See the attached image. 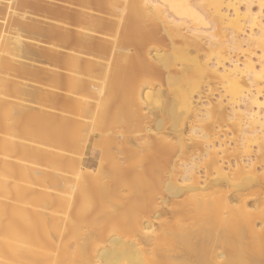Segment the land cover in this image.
<instances>
[{
    "label": "bare ground",
    "instance_id": "bare-ground-1",
    "mask_svg": "<svg viewBox=\"0 0 264 264\" xmlns=\"http://www.w3.org/2000/svg\"><path fill=\"white\" fill-rule=\"evenodd\" d=\"M117 1L107 0L118 19L105 28L113 30L110 45L90 43L94 20L88 30L74 27L62 63L71 118L54 123L66 129L74 117L68 133L85 148L109 124L105 107L122 105L101 135L113 156L95 171L79 156L68 162L73 154L64 161L68 145L46 146L32 107L16 102L26 108L5 117L17 136L0 135V264H264V0H193L195 8L186 0H124V8ZM205 23L210 31L199 33ZM135 40L142 45L132 47ZM157 83L165 90H154ZM135 113L153 130L134 135L123 125ZM224 123L231 137L215 131ZM135 149L155 165H140ZM47 180L56 188L45 189ZM128 212L133 219L123 220Z\"/></svg>",
    "mask_w": 264,
    "mask_h": 264
},
{
    "label": "rangeland",
    "instance_id": "rangeland-1",
    "mask_svg": "<svg viewBox=\"0 0 264 264\" xmlns=\"http://www.w3.org/2000/svg\"><path fill=\"white\" fill-rule=\"evenodd\" d=\"M110 1H112V0H110ZM118 1L121 2V3H119L121 6L118 4ZM118 1L115 2V4L118 5L117 6L118 8L119 7H121V8L126 7V6H124V3H123L124 0H121V1L118 0ZM7 2H8V0H0V29H1L0 30V49H1V47H3L1 50L3 51V49H4V52H6V53L0 52L1 53L0 54V90H1L0 91V93H1L0 94V96H1L0 97V107H1L0 108V135L3 134L2 138H8V137L13 138V137L17 136V134L12 130L13 126H11V127L9 126L11 120L6 118L5 116H7L6 114H8V112H11L12 114L11 115L8 114V115H10L9 116L10 118L13 117V115H15L14 113L16 111L15 110L16 107L20 108V109L26 108V106H22V108H21L20 107L21 105L14 107L16 102H20L22 105L25 103L24 105H27L28 107H32V109H33L32 111L36 115L33 124L41 126L40 131H41V133H43V135L46 137V140H47V142L45 140V143H44L46 146L48 145L46 143H49V142H55V145H58V146H64L65 145V147H67V145H68V147L66 149L67 151L66 150H64V152L60 151V153L62 154V155L61 154L60 155L65 157V159H64V157L61 159H63L64 161L65 160L68 161L67 157L69 158V155L72 157V154H73V159L71 158V160H69L68 162H70V161L74 162L78 158L77 156H79V158H81L80 161H81V165L83 167L91 166L90 170L94 169L93 171H95V169L98 167V164H100L101 167L104 169V166H105L104 163L109 162V160H111V158L113 156L112 154L114 153L113 152L114 147L111 143L109 145H107L109 142L103 138V136H104L103 133L107 130V128H108L107 126H109L110 119L113 117V115L114 114L116 115L119 113V112L117 113V111H115L114 109L120 111L121 110L120 107H122L123 110L120 111V113H121L124 111L125 107H123L122 105L119 106V104H118V107H119L118 108L115 106L117 103H115V105H113V106L105 107L104 113L108 116L107 118L109 119V124L106 121L105 124H103L104 128H103V125H102V127L100 126V129H102V133H101V130H99V128H98V130L100 131V135H99L100 138L98 136L99 140L94 141V142L92 141L88 144L84 143V147L86 146L85 148H83V146L80 145L81 142H79V146H81L82 148H80L78 146L77 139H80L81 138L80 136H78L80 138H78V137L76 138L77 135L71 136L68 133L69 129L74 128V123L77 124V120L74 117H72L74 123L69 124L70 126L68 125L70 128H68V126H67L66 129H65V127L63 129L62 128L57 129V127H55L54 123L57 120H61L64 117L68 116L66 114L67 113L66 111H69V109H71V107L70 108L68 107V109H66L68 104L70 106H73L72 96H70L72 99L69 98V100L67 99L68 97H65V96H67L66 92H65L67 82H65V81H68V80H67V77L65 79V76H64L65 71L62 67V63H63V60L66 58L64 55L65 54L68 55L71 52L70 46H72V43L74 41L73 36L75 35V33L78 34V32L76 31V28L82 26V27H85V30H88V29L92 28L91 22L89 19L94 20L95 22L93 21L92 25H93V23H96L97 25H99V28L96 29L97 31L95 30V32H93L94 35L91 36V40H90L91 42L90 43L102 42L104 44L108 43L107 45H110L112 43V41H114L113 40L114 35H112L113 30L109 31L105 28H108L107 26L115 25L114 24V23H116L115 21L118 20L116 14H115L116 12H114V15L111 14L112 16L109 14V13H112V11H110L108 8L109 2L107 3V0H106V2H105V0H15L9 4ZM9 5H10V7H9ZM186 5L190 6L192 8H195L193 0H186ZM169 6H170V4L168 2H165L163 5V7H165V8H167ZM106 7L108 8L109 12H107ZM6 8L9 11L6 10ZM5 10H6V13H5ZM263 13H264V10H263ZM99 20H100V22H99ZM3 22H5V23L2 24ZM67 22L69 24H67ZM87 25H89V26H87ZM193 25L194 24H191L190 26H193ZM74 27H76V28H74ZM102 29H105V30H102ZM195 29L199 33H204L205 31L206 32L210 31L208 23H205L203 25V27H199V28H195ZM135 31L136 30L134 29L131 32V34L132 35L135 34ZM103 32H104V34H103ZM86 33L80 32L79 35L85 36V34H86L88 36V34H92L89 32H86ZM1 38H2V41H1ZM17 38L20 41H17ZM16 41H17V43H16V47H15L13 45H15ZM18 42L20 44L22 43L21 46L19 44V47L17 45ZM4 45H5V47H4ZM130 45L134 48L140 47L142 45V40H135ZM6 47L8 49H6ZM13 47L16 50L18 48H19L18 50H20V48L22 47V49L20 50L22 53L20 54V52L18 50L14 51ZM87 47L89 49L90 46H87ZM153 48L154 47H152L151 49L148 47H143V50H144V52H146L148 50L150 53L151 50L153 51ZM88 49L86 48L83 51L86 52V50H88ZM161 49L162 48H160V50ZM10 51H11V54H17L18 53L17 54L18 58H17V60H15L17 62L11 60L10 57L8 60V56H4V55H9L8 53H10ZM12 51H14V52H12ZM153 52L151 53V56L154 54ZM160 53H163L162 50ZM19 56L22 58H20ZM44 57H45V59H44ZM4 58H5V60H4ZM60 61H62V62H60ZM23 67L25 68V70L27 69L26 73L25 72L23 73V71H22ZM62 70L64 71V73L62 72ZM44 72H46V73H44ZM23 77H24V79H23ZM30 77H31V80H29ZM131 77L132 76H130V78ZM158 84L159 83L155 84L154 88L158 86L157 87L158 89L165 90V87L162 86L163 89H161L160 88L161 85L159 86ZM217 87H219V86H217ZM143 88H141V91H143ZM152 88H153V86H152ZM157 88H155L154 90H157ZM217 94L218 93H215V95L211 97V99L213 101H215L214 99H215ZM1 98H3V100ZM7 99L9 100V102L5 103L4 101H6ZM1 101L3 103H1ZM20 103H16V104H20ZM2 104H4V105H2ZM11 105L13 106L14 109H11V111H10V107H12ZM91 105L92 104L89 105L90 109H91ZM6 106L7 107L9 106L8 107L9 110L8 109L5 110V108H7ZM125 106H126V108H128L127 107L128 105H125ZM2 110H3V113H5V112L6 113L5 114L1 113ZM145 110H146V108L143 109L142 112L144 113V115L148 116L147 114H149V112L147 110L146 111ZM68 117H70V116H68ZM138 117H139V114L135 113V115L133 116V118H135V119L130 117L131 119L134 120V121H132L129 117H128L129 119L127 118V115L126 116L124 115L123 116L124 119L122 118V120H125L123 122V125L130 126L131 131H134V132H132L134 135H135V132H137L139 130L144 132V133L148 129L151 131L153 130V121H151L152 119H150V120L147 119L146 122H148V120H149V121H151V124L149 122L145 125L144 122H142V120L137 119ZM148 117H150V115ZM2 118L8 119V120L3 121ZM20 119H21V123H24L27 121L28 118H27V116L24 115ZM136 119L138 121H135ZM81 121L82 120H80V122ZM130 121H132V122H130ZM82 123H84V122H82ZM137 124H139L141 127H142L141 124L145 125L144 126L145 129L143 130V128H141ZM7 126H9V128L11 129L10 132L8 131L9 128ZM214 126L216 128L215 131L219 132V134H220L219 137H221V135H223V136L226 135L227 138L231 137L230 128L228 127L227 123H224L221 126L219 124H214ZM218 126H220V127H218ZM3 127H5V128L7 127L6 130L8 131V134L10 133L9 134L10 136L8 134H6L7 132H5ZM116 128H117V131H119V128L118 127H116ZM116 128H115V130H116ZM103 129H105V130H103ZM59 130H60V132H58ZM98 130H96V131H98ZM65 131L67 133H65ZM4 132H5V134H4ZM12 133H15L16 135L15 134L11 135ZM68 135H70L71 137L69 138ZM101 135H103V136H101ZM65 136H68V137H65ZM223 136L221 138H224ZM51 139H52V141L48 142V140H51ZM57 140H59L58 141L59 143L57 142ZM83 140H84V138L81 140L82 144H83ZM72 141H74V142H72ZM84 142H85V140H84ZM12 144L16 145L17 143L14 140V142ZM70 144H71V147H70ZM75 144H77V145H75ZM45 145H44V148H45ZM70 148L73 149V152H72V149H70ZM112 148H113V150H112ZM100 149H105V150H103V155H102V150H100ZM110 150H112V151H110ZM135 150L132 151V152H134L133 155L135 153L136 154L140 153L139 152L140 149L136 150V151ZM101 155L103 156L102 159H100ZM141 155H142V152H141ZM75 156H76V158H75ZM144 156L147 157L146 155H144ZM107 157H108V159H107ZM145 157L143 159V155H142V157H138V155H134L135 161L138 160L139 163L145 161V162H143V163H145L144 166H152L153 167V165H155V164H153V158H151L152 156H150L148 158H145ZM79 158H78V160H76L77 162H79ZM149 158L152 160H149ZM103 159H105L107 161H104ZM147 159H148L147 162L150 161L149 162L150 165L146 164ZM99 160H100V163H99ZM102 160L104 162H102ZM77 162H75V163H77ZM91 163H92V165H90ZM139 163L137 165H139ZM143 163H140V165H142ZM151 164H153V165H151ZM62 167H64V166H62ZM56 169H58V168L56 167ZM62 169H65V167ZM105 170H106V168H105ZM61 173L63 175H65V174L67 175L70 172H66V170H64V173L63 172H61ZM140 175H141V178L143 181L144 180L146 181L149 178L148 175H146V176H142L144 174H140ZM263 175H264V167H263ZM47 181H46V188L45 189L56 188V186H53L54 184L52 185L51 180L50 181L47 180ZM97 181L98 180H96V182ZM99 182H98V184H99ZM49 183H51V184H49ZM93 185H95L94 180H91L87 183L86 188L90 189L91 187H93ZM64 199H66V198H64ZM253 203L254 202H249L248 205L251 206ZM134 212H133V217L136 218V216H138L139 214L136 215L137 212H135V213ZM130 214L131 213L128 212V214H125L121 217L123 218V220L124 219L128 220L127 218H129L128 216ZM133 217L131 219H133ZM122 218H119L118 220H122ZM47 220L50 221L51 219L48 218ZM128 221H130V220H128ZM259 226H260V224L257 223V227H259ZM109 237H110L109 239H112L114 237V235L113 236L110 235ZM109 239H108L107 243L105 244V246H108L109 241H110ZM101 249H103V248H101ZM101 249H99V250L101 251Z\"/></svg>",
    "mask_w": 264,
    "mask_h": 264
}]
</instances>
